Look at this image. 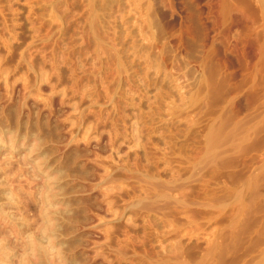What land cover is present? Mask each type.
Wrapping results in <instances>:
<instances>
[{
  "label": "rangeland",
  "instance_id": "374dc122",
  "mask_svg": "<svg viewBox=\"0 0 264 264\" xmlns=\"http://www.w3.org/2000/svg\"><path fill=\"white\" fill-rule=\"evenodd\" d=\"M0 264H264V0H0Z\"/></svg>",
  "mask_w": 264,
  "mask_h": 264
}]
</instances>
